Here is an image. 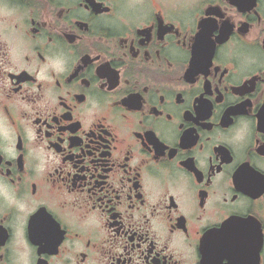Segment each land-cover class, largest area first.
Wrapping results in <instances>:
<instances>
[{
    "label": "flooded vegetation",
    "instance_id": "obj_1",
    "mask_svg": "<svg viewBox=\"0 0 264 264\" xmlns=\"http://www.w3.org/2000/svg\"><path fill=\"white\" fill-rule=\"evenodd\" d=\"M0 264H264V0H0Z\"/></svg>",
    "mask_w": 264,
    "mask_h": 264
}]
</instances>
